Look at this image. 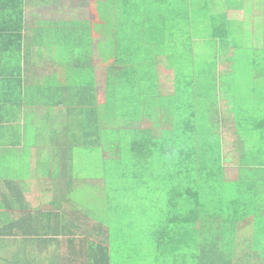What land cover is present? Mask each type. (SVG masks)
<instances>
[{"label": "trees", "instance_id": "obj_1", "mask_svg": "<svg viewBox=\"0 0 264 264\" xmlns=\"http://www.w3.org/2000/svg\"><path fill=\"white\" fill-rule=\"evenodd\" d=\"M28 1L0 0V133L12 148L24 149L28 162L34 158V173L47 176L40 181L48 188L38 191L51 194L53 210H44L47 204L14 222L13 198L23 200L30 189L22 183L17 194L7 182L0 236L17 237L13 229L25 232L29 221L47 226L53 237L68 238L72 255L55 240L53 264H115L121 252L149 264H264V0H243L242 18L225 23H238L239 36L228 26L215 28L205 47L180 33L185 5L149 0L151 15L128 25L123 1L117 8L113 0L100 2L101 18L117 15L116 48L99 49L104 92L98 95L84 48L90 26L58 24L49 37L58 47L49 58L68 71L63 80L50 78L49 98H36L50 109L35 114L24 108L35 101L25 102L30 83L17 64L24 58ZM125 3L135 13L137 6ZM174 36L179 40L168 42ZM179 63L194 71L193 114L160 82L161 70ZM227 139H233L230 154ZM227 159H235V178H228ZM79 193L93 201L80 205ZM123 200L165 207L161 222L145 233L142 252L137 244L128 247L116 228Z\"/></svg>", "mask_w": 264, "mask_h": 264}, {"label": "crops", "instance_id": "obj_2", "mask_svg": "<svg viewBox=\"0 0 264 264\" xmlns=\"http://www.w3.org/2000/svg\"><path fill=\"white\" fill-rule=\"evenodd\" d=\"M66 0H29L28 6L26 9V18H27V28L24 33V58L21 63L17 60L18 65H22L24 69V77L29 81V92L27 95L29 98L25 100H32L34 103L31 105H26L24 108L26 113L35 114L39 111L49 110V106H42L36 102V98L48 97L51 92V89L54 88L53 82H50V78L56 74L58 78L63 80L62 75L68 71L64 66L63 62L55 63L49 58V51L52 47H58L57 43L52 42L51 31L53 29H61L58 24H67L77 22L88 24L90 26L89 37L86 42H84V48L86 49L87 59L92 64L93 75L92 81L96 85L98 95L102 93L101 87V74H100V48L114 49L116 48V17L113 15L109 21L107 19L101 18L103 11H101L100 2L106 0H80L83 1L82 5L79 6L81 14L78 15V11L75 9L67 10L64 7L58 9V2L63 3ZM123 1L124 10H127L124 13H121L124 16V23L130 25L135 16L137 18L144 20L151 15L153 9H150L145 2L149 0H113L116 8L117 4H121ZM170 6L173 7H184L186 6L185 12H183L179 18H182L183 29L180 32L179 26H173L172 31L175 30L185 34L188 39L195 37L198 39L197 43H203L202 47L207 46L208 38L205 35H213L215 28H219L221 32H227V26L230 27L233 31H237V35L242 32L239 31L241 28L238 23H231L226 25L228 20L239 18L233 17L232 14H239L240 10L243 12V0H164ZM213 2L206 4L205 2ZM224 2V6L220 8L217 2ZM43 2H46L47 6L51 7V14H47L43 19L35 20V16L31 15L33 19L30 18L28 11L33 9V6L42 5ZM125 2H132V6H137L132 11L135 13H130L131 8L127 9L129 5ZM187 2V3H183ZM183 3V4H182ZM182 4V5H181ZM122 7V6H121ZM120 7V8H121ZM55 8V9H54ZM48 11V10H46ZM216 14L220 15L219 21H215ZM37 16V15H36ZM105 16V15H103ZM128 16H132L129 18ZM243 16V14H242ZM39 17V16H37ZM143 24V23H142ZM57 31V30H56ZM232 31V33H234ZM102 32L106 33L102 37ZM229 32V31H228ZM178 36L168 40V42L174 43L177 41ZM200 46V45H199ZM178 72V71H177ZM194 71L190 68L181 69L179 67L178 75L183 76V81L188 80L187 83L183 84V94L180 96L176 95L177 103L181 105H188V108L193 103L194 90L191 91L190 82L191 76L193 77ZM39 83V87H38ZM58 95H61L60 92ZM64 110L67 108V105L62 103L59 106V109ZM58 111V108H56ZM15 124V123H14ZM17 132L15 131V135ZM22 133L21 141H24L25 137ZM17 140V137L16 139ZM35 152V151H34ZM20 157V158H17ZM28 156H25L23 148H12L10 143L3 139L0 133V201L4 200V194H10V191L7 189V182H11L13 186H17V194L20 191V185L25 183L28 189L23 191L22 197L23 200H16L13 198V203L15 207L12 220L14 222H19L21 217H24V213L36 215L38 207H46L49 204V207L45 208L46 211L53 210L50 203L52 201L51 194L46 192L42 193L38 191V188H48L44 184V181L41 179H46L47 176L42 175L40 172L34 173V158L31 163L28 162ZM22 164V167L20 165ZM16 166L17 169H16ZM237 175V173H236ZM6 194V195H7ZM19 201V202H17ZM1 207V206H0ZM29 218V217H28ZM47 223H45L46 225ZM25 232L21 230L13 229L14 233L17 234L15 238L4 239L0 236V264H53L55 262L56 256L58 253V243L55 240L61 241V248L63 252L69 258V244L67 243L68 238L64 235H60L57 238L53 237L51 230L46 228H40L39 224H36L33 221H29L24 226ZM37 229L44 230L42 236L35 238L32 235L35 234ZM62 252V251H61ZM72 256V255H70Z\"/></svg>", "mask_w": 264, "mask_h": 264}, {"label": "rangeland", "instance_id": "obj_3", "mask_svg": "<svg viewBox=\"0 0 264 264\" xmlns=\"http://www.w3.org/2000/svg\"><path fill=\"white\" fill-rule=\"evenodd\" d=\"M83 3V1L80 0H66L63 3L58 2V9L64 7V9H71L70 7H72V10H76L78 11L80 8L79 6H81ZM51 7L53 6H47L46 2H43L42 5H36L33 6V9L31 11H28L30 14V18H32V16H35V20L38 19H43L45 18L44 16H46L47 14H51L52 9ZM245 8V7H244ZM55 9V8H54ZM48 10V11H46ZM242 10H240L239 14H232V16L241 19L242 18V14L244 13ZM78 15L81 14L82 12L78 11ZM32 15V16H31ZM39 17H37V16ZM242 29H240L239 31H241ZM180 63L178 64V67H180ZM100 69V74H101V87H102V92H104V84H105V76H106V63L102 62L100 63L99 66ZM179 70V69H177ZM176 69L171 68L170 70L168 69H162L161 70V77H160V82L162 85V89L164 93H170V94H175L180 96L181 94H183L182 92L183 90V84L184 82H182V74L181 76L178 75V72ZM177 73V74H176ZM187 80V79H186ZM190 82V88L191 90H193V80H192V76L191 79L189 80ZM184 109H190L188 114H193V107L192 105L188 108V105H183ZM225 110V107L224 109ZM182 111V110H181ZM183 114H180L179 116H182ZM144 126H147L146 124H144ZM233 139H227V144H226V151L230 153L234 152V144L232 143ZM20 158V157H17ZM234 158V157H233ZM21 159V158H20ZM235 160V159H234ZM231 160V159H227L228 161V178L232 179L236 177V167H235V161ZM18 166H16L17 169ZM20 167H22V164L20 165ZM89 169H86V171H88ZM114 177H111V179ZM78 188V187H77ZM80 192H82L83 187L80 186L78 188ZM77 192V191H76ZM140 196H144L142 194H140ZM128 197V194H127ZM86 198V199H85ZM75 199L76 201L80 204L83 205L84 201H93L89 195L82 194H75ZM165 212V207L163 206V203H159V204H155L154 206H150L149 203H147L146 201H134V200H128L125 201L123 200V206L122 208L118 211V217H117V229L118 231H123V235L128 238V247L130 246V248L134 247L137 244L138 249L140 250V252H142L143 249V241L145 238H148L150 236L145 235L146 232H148L150 230V228L156 224V223H160L163 214ZM129 225L130 228V232H127L126 230L123 229V227H126V225ZM140 254V253H139ZM114 259H116V263L115 264H149V262H144L143 260H138L137 258H134L133 256H128V253L125 252H121V253H117L116 256L114 257Z\"/></svg>", "mask_w": 264, "mask_h": 264}]
</instances>
